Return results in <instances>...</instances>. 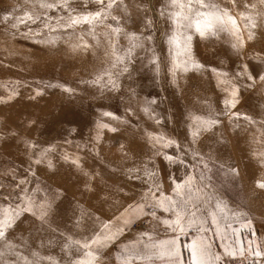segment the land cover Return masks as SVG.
<instances>
[{
  "label": "rangeland",
  "instance_id": "374dc122",
  "mask_svg": "<svg viewBox=\"0 0 264 264\" xmlns=\"http://www.w3.org/2000/svg\"><path fill=\"white\" fill-rule=\"evenodd\" d=\"M205 4L217 9L193 0V27L170 43V0H118L91 25L71 19L96 0H0V216L20 212L0 264H151L152 221L172 222L182 252L193 233L220 264L260 258L249 250L264 252V4ZM196 10L226 11L238 31L202 37Z\"/></svg>",
  "mask_w": 264,
  "mask_h": 264
},
{
  "label": "snow or ice",
  "instance_id": "6c2138e0",
  "mask_svg": "<svg viewBox=\"0 0 264 264\" xmlns=\"http://www.w3.org/2000/svg\"><path fill=\"white\" fill-rule=\"evenodd\" d=\"M96 2L100 5H102L101 9L99 11H96L95 13H87L79 17H72L71 19V25H76L80 23H87V24H94V23H103V20L107 18L109 13L106 11V9H111L114 4H117L118 0H108L107 4L105 5V0H96ZM192 2L193 0H187V3L185 4L183 0H170L171 6L173 8H178L179 10L173 11L169 13L170 19H172V23L174 25L175 31L173 36L170 38V43H175L179 35H182V33L179 32L180 29L183 28H191L193 27V8H192ZM234 2V0H233ZM262 4H264V0H260ZM196 4H199L201 8L203 7H209L211 9H217V6L214 4H205V0H195ZM41 7H53V5H45L41 4ZM65 6H67V0H65ZM254 7V5H253ZM185 9H187V12H185ZM163 15V13H161ZM25 15H28L27 13ZM194 15L196 17H203V19H196L195 20V28L196 31L199 32V34L203 37L206 35V33L213 29V27L217 24L224 26L226 24H231L232 28L238 31L236 20L230 16L226 11L225 12H219L213 11L209 12L208 14L201 13L199 10H196ZM241 17L243 19H248L250 23H252V26L255 27L254 22H252L251 17H244L243 14H241ZM29 19H31V16H28ZM226 18V19H225ZM112 19H116L115 16L112 17ZM70 25V26H71ZM120 29L116 28L113 29V32H119ZM235 34V33H234ZM133 40H138L139 38L135 36V34H132ZM187 41L191 40V37L186 38ZM249 39H252V35H249ZM138 46V45H133ZM242 46V42H241ZM235 48L236 45H233ZM186 50L190 51V48L186 45ZM199 66V65H197ZM245 73L247 74V70H245ZM249 79L252 77L249 76ZM261 80H264V76L260 77ZM65 91H70L69 89H65ZM232 99L225 101V104L227 106H230L232 108L235 107L236 103H238V99L236 98L237 93L236 90H233L232 92ZM11 98V97H9ZM104 115H111V113H104ZM247 118V117H246ZM199 119V118H196ZM209 123H215V121H211ZM174 143V141H169L168 144ZM168 144L165 145V147L168 146ZM48 150L45 149V153ZM43 155V154H42ZM168 159H171L168 157ZM40 161H37L39 163ZM75 163V162H74ZM49 166H51V163L49 162ZM235 171V170H233ZM191 181V177H189L188 181L185 182L184 185L177 184L176 189H182L186 185H189ZM258 187L264 188V183L258 182ZM161 206H163V201H161ZM41 212L38 216V219L41 221H44L45 218L48 215V210L51 207V203L48 202L46 204L39 205ZM217 207L219 208L220 205L218 204ZM30 208H25L24 211H30ZM167 210V209H166ZM20 212L19 211H13L4 209L2 216H0V238H3L5 236V231L15 224L17 218L19 217ZM192 215H195L193 213ZM184 219L183 212L177 211L176 212V221L174 222L177 227L180 228L181 232H184V228L181 224V221ZM213 220L215 222V216L213 215ZM127 223V222H126ZM165 224H168L171 226L172 222L164 221ZM191 221H189V226H191ZM71 243H79V241H71ZM93 243H98L99 238H96L92 241ZM67 247V245H66ZM83 248H89L90 245L88 243H84L82 245ZM153 247H158L160 249L159 255L161 257L167 256L172 264H177L179 261V247L177 245L176 240H170V241H160L158 245H153ZM191 253V259L189 261V264H214V262L220 261L221 257L219 255L213 256V254L210 251V246L203 241L202 239H195L191 244H188L185 246ZM226 255L235 256L236 252L234 251H228L226 249L225 252ZM249 254L254 257H264V252H261L260 250H249ZM87 256H92L93 259H96V257L93 255L92 252H87ZM240 255H243V250L240 251ZM79 264H92L91 261H80ZM182 264V262H181ZM255 264V262H254Z\"/></svg>",
  "mask_w": 264,
  "mask_h": 264
},
{
  "label": "crops",
  "instance_id": "0c3cea01",
  "mask_svg": "<svg viewBox=\"0 0 264 264\" xmlns=\"http://www.w3.org/2000/svg\"><path fill=\"white\" fill-rule=\"evenodd\" d=\"M147 228H153L156 230H151V231H146L144 234L145 239H143V246L147 249V250H151L150 255H146L145 258L143 259H150L152 260L151 264H172V262L170 261V259L167 256H163L161 257L159 255L160 249L158 247H153V245H158L160 241H170V240H176L177 245L179 247V261L177 262V264H189V261L191 259V253L190 251L185 247L188 244H191L193 242V240L195 239H202L203 241H206V237L205 236H196L193 235V233H189L186 237L185 240L186 242L183 245L184 248V252H182L179 240L181 237L180 232H178V230H176L174 227V225L169 226L168 224H165L164 221H152L149 222ZM179 235V236H177ZM149 240L153 241L150 242ZM236 240L238 241V239L236 238ZM156 241V243L154 242ZM208 244V243H207ZM187 251V255L185 256V252ZM210 251L211 253L217 254L218 253H214L212 251V248L210 246ZM229 256V255H228ZM186 259V260H185ZM214 264H220V262H214ZM255 264H264V257H260Z\"/></svg>",
  "mask_w": 264,
  "mask_h": 264
},
{
  "label": "built area",
  "instance_id": "2783aa9c",
  "mask_svg": "<svg viewBox=\"0 0 264 264\" xmlns=\"http://www.w3.org/2000/svg\"><path fill=\"white\" fill-rule=\"evenodd\" d=\"M235 264H246L244 259L238 260Z\"/></svg>",
  "mask_w": 264,
  "mask_h": 264
}]
</instances>
